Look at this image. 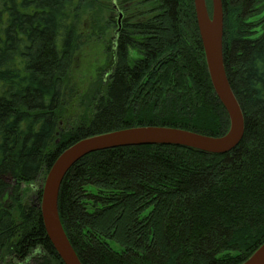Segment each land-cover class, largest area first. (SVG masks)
<instances>
[{"label": "trees", "instance_id": "16d2710c", "mask_svg": "<svg viewBox=\"0 0 264 264\" xmlns=\"http://www.w3.org/2000/svg\"><path fill=\"white\" fill-rule=\"evenodd\" d=\"M100 1L0 0V264H64L44 228L41 192L78 140L142 125L229 129L194 0H111L122 13L114 67L86 112L63 124L85 21L98 26ZM222 2L241 142L225 154L137 145L82 157L62 181L58 208L83 264H241L264 242V0ZM36 181L23 200V184Z\"/></svg>", "mask_w": 264, "mask_h": 264}, {"label": "water", "instance_id": "95a60500", "mask_svg": "<svg viewBox=\"0 0 264 264\" xmlns=\"http://www.w3.org/2000/svg\"><path fill=\"white\" fill-rule=\"evenodd\" d=\"M194 6L211 83L228 113L229 129L221 136H212L171 126H133L82 138L63 150L44 180L40 208L47 236L64 264H83L65 232L58 208L62 181L68 170L82 157L95 151L137 145H176L225 154L241 142L245 117L225 69L223 2L212 0L211 14L206 0H194ZM121 19L122 13H119L115 34L121 27ZM241 264H264V242Z\"/></svg>", "mask_w": 264, "mask_h": 264}, {"label": "rangeland", "instance_id": "374dc122", "mask_svg": "<svg viewBox=\"0 0 264 264\" xmlns=\"http://www.w3.org/2000/svg\"><path fill=\"white\" fill-rule=\"evenodd\" d=\"M93 29L91 20L85 21L84 44L78 51L72 70L73 96L66 107L63 124L73 121L86 112L90 103L92 91L100 83L107 81V75L115 63L114 48L112 46L115 31L118 26V12L112 7L111 0L100 1V13ZM122 21V19H121ZM137 53L131 51L132 57ZM89 104V105H88ZM44 183V182H43ZM41 183L30 182L23 184L24 198L29 201L40 188ZM43 186V184H42ZM111 245L119 249V245L110 241ZM20 261L9 260L5 264H21Z\"/></svg>", "mask_w": 264, "mask_h": 264}]
</instances>
